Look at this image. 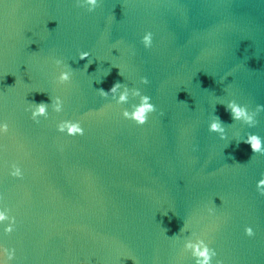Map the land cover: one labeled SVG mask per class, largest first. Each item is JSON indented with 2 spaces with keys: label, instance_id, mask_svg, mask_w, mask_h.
I'll use <instances>...</instances> for the list:
<instances>
[{
  "label": "water",
  "instance_id": "95a60500",
  "mask_svg": "<svg viewBox=\"0 0 264 264\" xmlns=\"http://www.w3.org/2000/svg\"><path fill=\"white\" fill-rule=\"evenodd\" d=\"M80 51L90 53L87 70ZM53 59L72 68L68 84L54 82ZM115 82L151 97L143 126L120 115L138 98L116 105L98 95ZM55 96L63 111L49 107L34 123L29 103ZM229 100L264 105V0H99L92 12L75 0H0L9 264H194L182 250L193 233L216 251L212 264H264V155L236 142L247 133L264 141V112L248 128L225 111ZM212 115L224 140L208 131ZM61 120H79L84 134L58 133ZM13 163L22 178L8 174Z\"/></svg>",
  "mask_w": 264,
  "mask_h": 264
},
{
  "label": "clouds",
  "instance_id": "9594fccd",
  "mask_svg": "<svg viewBox=\"0 0 264 264\" xmlns=\"http://www.w3.org/2000/svg\"><path fill=\"white\" fill-rule=\"evenodd\" d=\"M75 6L84 8L88 12H92L99 7V0H75ZM140 43L145 49L150 48L152 46V33L145 32L141 37ZM89 55L90 53L88 51H80L77 54V60H87V63L85 64L86 70L88 66L93 63L88 61ZM52 63L60 69L58 75L54 78V82L58 85L68 84L73 75L72 68L68 64L63 63L60 59H53ZM139 83L147 85L149 81L146 77H141ZM96 91L102 98L107 99L111 97V100L114 101L116 105L128 104L130 97L138 98L137 103L131 104L129 109H124L120 113L123 119L130 120L137 126H143L147 122L149 114L156 111L155 106L150 102L151 97L143 95L139 88H129L124 83L115 82L107 91L102 88H98ZM49 99L50 103H45L43 101L39 103H29V108H27L26 111H30L29 118L34 123H39V118L41 117L44 119L48 118L49 107H51L52 111L55 113L63 111V100L59 96L49 97ZM221 105H224L225 111L230 114L233 121H238L241 124L246 125L248 128L255 127L258 123L256 120L257 115L264 112V105L261 104H257L252 110H250L247 105L239 104L235 100H229L226 104ZM207 127L209 132L217 134L221 140L226 138V125L218 116L212 115ZM8 128L9 126L6 122L0 123V134H7ZM56 131L69 137L82 136L84 134V129L81 127L79 120H61L56 125ZM241 141L250 146L253 155H264V141H262L260 136L247 133L244 138L239 139L236 142L239 144ZM8 174L17 179H20L23 176L21 168L15 163L10 165V171ZM256 190L258 195L264 196V172L260 174V179L256 183ZM207 212L209 215H212L214 209L209 207L207 208ZM8 213L9 209L7 207L0 210V224L7 222L4 227V233L6 235L15 230L16 223L15 217L10 216ZM185 227V224H183L180 232L184 231ZM244 234L248 237L254 236L253 229L251 227H245ZM175 236L176 235H173L169 238L171 239ZM182 250L183 252L190 253L194 264H212L213 259L217 255L216 251L209 247V243L201 236H197L195 233H193L190 238L184 240ZM14 257L15 249L0 247V258H2L3 264H9ZM129 259L132 258L129 257ZM133 264H135L134 260ZM216 264H222V262L220 260H216Z\"/></svg>",
  "mask_w": 264,
  "mask_h": 264
}]
</instances>
